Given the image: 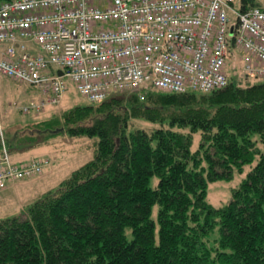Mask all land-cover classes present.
Here are the masks:
<instances>
[{"label": "trees", "instance_id": "16d2710c", "mask_svg": "<svg viewBox=\"0 0 264 264\" xmlns=\"http://www.w3.org/2000/svg\"><path fill=\"white\" fill-rule=\"evenodd\" d=\"M257 6L240 0L242 12ZM133 119L159 126L131 129ZM37 123L3 133L0 158L48 142L56 124L98 137L95 156L18 216L0 218V264H264V81L231 79L206 93L123 92ZM256 160L227 204L207 201L209 182Z\"/></svg>", "mask_w": 264, "mask_h": 264}, {"label": "built area", "instance_id": "2783aa9c", "mask_svg": "<svg viewBox=\"0 0 264 264\" xmlns=\"http://www.w3.org/2000/svg\"><path fill=\"white\" fill-rule=\"evenodd\" d=\"M236 1L0 0V75L41 90V105L61 102L65 78L94 104L150 88L210 92L227 86L236 55L246 74L263 78L264 1L245 12ZM47 163L5 152L0 190Z\"/></svg>", "mask_w": 264, "mask_h": 264}, {"label": "rangeland", "instance_id": "374dc122", "mask_svg": "<svg viewBox=\"0 0 264 264\" xmlns=\"http://www.w3.org/2000/svg\"><path fill=\"white\" fill-rule=\"evenodd\" d=\"M258 1L263 2L264 0ZM235 6L238 10L240 9L239 0L236 1ZM231 17L234 21L237 20L236 15L231 14ZM0 47L3 46L0 45ZM31 52L37 54L39 52L38 46L32 43ZM238 59V62L231 61L228 66L230 71L229 80L232 79V81L241 86L264 81V77L258 78L246 74L242 61L240 58ZM65 82L67 89L60 103L41 105V101L45 98L41 90L27 83L0 75V136L3 133L5 134L7 130H11L12 133L17 130L21 131L23 126L28 124H31L29 127L36 128L40 125L37 122L48 120L53 115L59 112L61 114L72 107L94 104L78 92L76 84L72 79L65 78ZM37 103L39 104L38 108H34L33 106L35 104L37 106ZM25 108H30V110L25 112ZM36 123L37 125H35ZM158 126V124H153L143 119H133L130 128L150 129ZM49 127L52 129L54 137H51L48 142L16 152L10 156L17 163L27 162L34 157L39 159L50 157L51 163L38 176L13 181L5 189L0 190V218L18 216L38 199L40 195L57 188L76 169L94 158L98 137L90 138L89 136L71 135L67 130L68 127H63V124L50 125ZM200 141L201 133L198 131L194 133L193 152L198 150ZM256 163L257 160L252 164L246 165L242 172L236 171L234 177L230 180L223 179L209 182L207 201L215 207L227 204L232 198L233 189L241 184ZM157 184L158 177H152L150 187L154 189ZM158 211L159 205L156 204L152 209L151 218L156 222L157 240L159 239ZM127 235L130 238L132 237L130 229L127 231ZM219 237L220 232L218 227H216L210 236L206 238L208 246L214 247Z\"/></svg>", "mask_w": 264, "mask_h": 264}, {"label": "crops", "instance_id": "0c3cea01", "mask_svg": "<svg viewBox=\"0 0 264 264\" xmlns=\"http://www.w3.org/2000/svg\"><path fill=\"white\" fill-rule=\"evenodd\" d=\"M31 157H33V156H31ZM34 158H37V157H34ZM31 159H33V158H31ZM31 159H29V160H31ZM43 159H46V160H48V163L45 165V167H44V169L46 168V166H48L50 163H51V158L50 157H45V158H43ZM14 161V160H13ZM27 162H29V161H27ZM23 163H26V162H23ZM44 171V170H43Z\"/></svg>", "mask_w": 264, "mask_h": 264}, {"label": "water", "instance_id": "95a60500", "mask_svg": "<svg viewBox=\"0 0 264 264\" xmlns=\"http://www.w3.org/2000/svg\"><path fill=\"white\" fill-rule=\"evenodd\" d=\"M59 74H61V75H62V71H59Z\"/></svg>", "mask_w": 264, "mask_h": 264}]
</instances>
